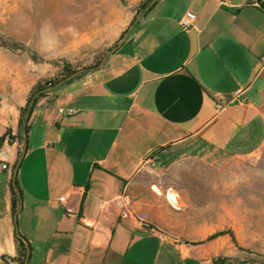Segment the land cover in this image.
Instances as JSON below:
<instances>
[{
    "label": "crops",
    "instance_id": "obj_1",
    "mask_svg": "<svg viewBox=\"0 0 264 264\" xmlns=\"http://www.w3.org/2000/svg\"><path fill=\"white\" fill-rule=\"evenodd\" d=\"M129 29L97 69L37 101L26 136L30 87L0 68V137L12 136L0 142L10 166L0 171V256H15L16 231L30 243L26 264H227L234 255L225 236L208 238L220 231V207L213 197L204 207L196 189L214 182L188 173L264 145V11L258 0H157Z\"/></svg>",
    "mask_w": 264,
    "mask_h": 264
},
{
    "label": "rangeland",
    "instance_id": "obj_2",
    "mask_svg": "<svg viewBox=\"0 0 264 264\" xmlns=\"http://www.w3.org/2000/svg\"><path fill=\"white\" fill-rule=\"evenodd\" d=\"M143 1L0 0V33L6 41L0 45V68L6 69L5 78L30 91L37 85L36 96L97 69L130 32L129 25L143 16ZM188 174L189 180L214 182L196 190L204 207L211 197L219 203L220 236L235 248L223 261L264 263V145L239 163ZM0 264L17 263L0 256Z\"/></svg>",
    "mask_w": 264,
    "mask_h": 264
},
{
    "label": "trees",
    "instance_id": "obj_3",
    "mask_svg": "<svg viewBox=\"0 0 264 264\" xmlns=\"http://www.w3.org/2000/svg\"><path fill=\"white\" fill-rule=\"evenodd\" d=\"M156 1L157 0H144L140 4L141 9H144L143 16L151 9V7L155 4ZM258 4H259V7L264 11V0H258ZM0 45H6V41L4 40V37L1 35V33H0ZM76 77L78 76L71 77L64 82H68L69 80L76 78ZM36 86L30 91L25 105L20 108L19 127H20V130L25 134V136L27 135L28 130H29V123H28L29 117L33 109L35 108L37 101L45 95L44 93L39 92L36 96H33L34 92L37 89ZM6 135L8 136L10 140L12 139V136L10 135V130L7 129L5 133L0 137V142L4 139ZM19 162H20V159L17 160L16 166H18ZM9 191H10L11 213L13 215H16L18 206L20 205L21 199H22V190L19 187V184L15 177H13V179H11L10 181ZM223 233L224 231H217L211 234L208 238H213ZM14 241H15V246H16L15 256L11 257V256L2 255V257L8 258L9 260L16 262L17 264H26L29 258V254H30L29 241L19 231L15 232ZM222 261L223 259H220V262ZM234 262H238V261H234ZM234 262H228L227 264H234ZM261 264H264V263H261Z\"/></svg>",
    "mask_w": 264,
    "mask_h": 264
},
{
    "label": "built area",
    "instance_id": "obj_4",
    "mask_svg": "<svg viewBox=\"0 0 264 264\" xmlns=\"http://www.w3.org/2000/svg\"><path fill=\"white\" fill-rule=\"evenodd\" d=\"M194 18H195V14L193 12L186 11L180 19L181 25L185 28H189L191 26V22ZM62 112H63V110L59 109L58 113L61 114ZM9 168H10V166L6 162L0 161V171L7 170ZM154 191L157 193H160L161 187L160 186L154 187ZM172 193H173V191H171L169 189L166 191L167 199L170 200L172 203H176L172 198ZM175 197H177L176 194H175ZM62 203L66 205L67 200L65 198H62ZM65 211L68 215L73 213V209L71 207H69L68 205H66Z\"/></svg>",
    "mask_w": 264,
    "mask_h": 264
},
{
    "label": "bare ground",
    "instance_id": "obj_5",
    "mask_svg": "<svg viewBox=\"0 0 264 264\" xmlns=\"http://www.w3.org/2000/svg\"><path fill=\"white\" fill-rule=\"evenodd\" d=\"M243 172V171H242ZM242 178V177H241Z\"/></svg>",
    "mask_w": 264,
    "mask_h": 264
}]
</instances>
